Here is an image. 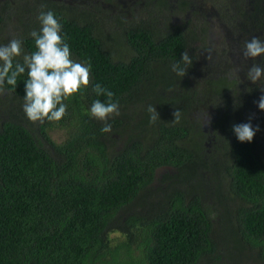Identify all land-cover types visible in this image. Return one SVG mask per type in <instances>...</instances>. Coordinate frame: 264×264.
Returning <instances> with one entry per match:
<instances>
[{"label":"trees","instance_id":"obj_1","mask_svg":"<svg viewBox=\"0 0 264 264\" xmlns=\"http://www.w3.org/2000/svg\"><path fill=\"white\" fill-rule=\"evenodd\" d=\"M237 1L255 9L247 29L264 32V0ZM150 3L160 14L172 7L169 0ZM190 5L180 1L173 17L187 13ZM48 10L62 24L72 59L91 61L90 84L63 101L67 112L60 121L41 123L31 122L23 111L27 71L14 88L5 82L0 94V264H264V110L255 107L250 87L239 94L230 77L195 72L207 27L189 20L160 30L122 14L115 18L117 31L108 34L100 7L80 11L53 3L44 7ZM236 11L241 18L246 15ZM221 18L225 23L227 17ZM39 28V23L28 25L20 36L24 53L36 50L29 34ZM186 50L192 65L181 61ZM17 61L22 63V56ZM175 63L187 68L184 77L172 71ZM97 83L114 93L119 111L134 107L140 112L122 151L113 150L110 139L130 129L126 115L110 116L112 131L102 133L105 122L89 114L94 100H107L93 92ZM199 91L198 102L216 103L217 126L232 137L224 142L227 153L212 167L184 123ZM242 94L246 99L239 103ZM148 105L159 113L155 124ZM176 109L181 120L173 124ZM242 123L259 128L251 142H240L233 131ZM54 129H69L63 144L51 139ZM197 160L207 175L199 172ZM165 165L178 172L166 191L152 186L157 169ZM208 175L215 181L210 191ZM156 191L165 196L146 204ZM206 200L225 213L221 221L211 217ZM115 223H121L126 238L118 245L110 239Z\"/></svg>","mask_w":264,"mask_h":264},{"label":"rangeland","instance_id":"obj_2","mask_svg":"<svg viewBox=\"0 0 264 264\" xmlns=\"http://www.w3.org/2000/svg\"><path fill=\"white\" fill-rule=\"evenodd\" d=\"M150 1L151 0H115L109 4L103 0H0V17L3 19L0 26V46L6 45L12 39H21L20 36L26 31L28 25L33 27L34 25L38 26L39 22L37 20V16L39 12L44 10V7L48 4L53 3L80 11H94L96 8L100 7V11L98 13H101L100 20H102V29L108 34L117 31L118 28L115 25V18L121 16L122 14L125 15L128 20H145L160 30H164L168 23L172 26L181 27L187 21L193 20V22L198 23V27L199 22H202L200 24L207 27L208 34L203 41V44L200 43L198 46L197 57L199 58L198 61L200 64L198 66L197 61H195L196 65L199 69H201L209 67L206 64L207 62L211 64V68L215 67L217 63L221 64V66L229 64L233 67V69L227 71L230 75L236 68H239L240 72L243 73L242 66L246 65L250 60V58H244L243 52H241V54L239 52V55L237 53V49L243 51L244 42L253 37H258L261 40H264L263 31L246 29V35H244L242 30L240 31V26L243 25L235 22L237 16L242 14L237 13V9L245 13L247 15H245V17L247 18L248 15L250 16L255 13L253 5H250L249 3L243 4L237 0H188L191 2L189 11L183 15L179 14L178 17H173V13L176 11L178 3L182 0H169L172 7L168 9L167 12L161 14L155 6L150 3ZM221 16L227 17L225 23L223 22ZM153 17L157 18L156 23L151 21ZM249 32L257 33H252L250 35ZM197 45L198 44H196V46ZM202 45H204L203 48L206 50L202 48ZM230 53H233V56H229ZM223 54H226L227 56ZM208 57H210V59H208ZM236 60L239 61L240 64H238ZM257 61L258 58L251 59L250 63L253 64ZM234 62H236V64ZM195 72L197 71L195 70ZM195 72L194 76L196 77L198 75L195 74ZM240 72H238V78L239 76L244 78L243 83L245 84L248 82L247 78L246 76L239 74ZM203 73L205 74V72ZM202 76L204 75H201L198 79L200 80ZM120 112L121 114L126 115V117L124 116V121L128 124L130 129H127V131L122 135L116 133L111 134L110 142L113 146V150L116 151L123 150L129 135L133 134L134 125L136 124L135 120L139 119L138 116L140 113L138 108L134 107H129ZM135 114V118H132ZM68 130L69 129H54L50 131L49 134L53 142L57 145H61L67 139ZM166 190H168L167 187L165 188V191ZM156 193L158 192L156 191ZM163 195L165 196V194L161 192L156 194V197L155 195L149 196L146 204L151 205L154 201H161ZM211 202L212 201L210 200L205 201L206 207L209 212H211V217L213 219L219 218L221 221L225 213H223V211L220 210L214 202ZM137 211L138 213L144 212L141 208H137ZM120 226L121 223H115L110 230V239L114 245H118L119 243H122L123 240H126L125 236L119 231ZM134 251V255L139 257L141 251L136 247H134ZM222 264L224 263L222 262ZM245 264L257 263L246 261Z\"/></svg>","mask_w":264,"mask_h":264},{"label":"clouds","instance_id":"obj_3","mask_svg":"<svg viewBox=\"0 0 264 264\" xmlns=\"http://www.w3.org/2000/svg\"><path fill=\"white\" fill-rule=\"evenodd\" d=\"M40 24L39 30L30 32L36 50L24 53L22 42L12 39L6 45L0 46V94L5 92V82L13 88L17 85L18 77L27 71L23 111L31 122L60 121L67 112V105L63 102L74 94L80 93L90 84L91 61L77 62L72 59L69 44L61 35L62 24L51 10H41L37 16ZM264 55V40L253 37L244 42L243 56L245 59H255ZM22 56V63L14 59ZM210 59V57H208ZM181 61L184 65H192V58L188 51L182 53ZM172 71L184 77L187 68L180 63L172 65ZM239 70H234L231 75L238 77ZM246 77L253 83L264 77V67L253 63L247 70ZM93 92L97 96H106L102 102L96 99L92 102L89 114L97 120L104 121L102 133H110L112 126L109 124L110 116L120 114L119 101H114V93L100 84H95ZM264 91V89H261ZM258 107L264 110V95L259 99ZM150 123L155 124L160 119L157 109L148 105ZM173 124L180 123L181 112L176 109L173 113ZM210 123L209 115L206 122ZM259 130L254 129L251 123H242L233 126V131L240 142H251Z\"/></svg>","mask_w":264,"mask_h":264},{"label":"flooded vegetation","instance_id":"obj_4","mask_svg":"<svg viewBox=\"0 0 264 264\" xmlns=\"http://www.w3.org/2000/svg\"><path fill=\"white\" fill-rule=\"evenodd\" d=\"M240 16L241 15L237 16L235 22L243 25V26H240V31L242 30V33H244V35H246V29L248 28L246 25H247V22L249 20L245 16L243 18H241ZM252 33L255 34L256 32H249L250 35ZM239 52L241 54V52H243V51L240 49H237L238 54H239ZM223 55H226V54H223ZM229 56H233V53H230ZM257 58H258V61L256 62V64H259L260 66L264 67V55H261L260 57H257ZM257 58H255V59H257ZM198 59L199 58L197 57V59H195V61H197V64L199 66L200 62L198 61ZM250 60H251V58H250ZM250 60L248 61V63L246 65L242 66L243 67V73L240 72L239 68L238 69L236 68L235 70H239V72H240L239 74H241L242 76H246L248 68L252 65V63H250ZM236 62L238 64H240L239 61L236 60ZM236 62H234V63L236 64ZM231 69H233V67L231 65L224 64L222 66H217L215 69L211 68L210 71L208 68L199 69L197 67L196 71H197V74H202L203 72H205V73H209L211 75H216L215 77H217L219 75H224V76L230 77V80L232 81V83H233V81H236L234 83L235 84L234 87L237 89V92H239V94L240 93L244 94L245 92H247L246 89H248V87H250L252 96L254 97V100L256 102L255 107L257 109H259L257 102L259 101L260 97L262 95H264V91L261 90V89H264V77H262L261 80L257 81L256 83H252L250 80L247 79L248 82H246L244 84L243 83L244 78H242L240 76L238 78L237 76L230 75L227 72ZM243 94L240 95L241 98L239 100V103H243V100H244L243 98L246 99V97L244 96L245 94L244 95ZM202 95H203L202 91H199L197 94V98H196L197 102L195 101L196 105H194L192 107H188L189 111L186 114L184 123L186 122L189 124L190 130L192 131V134L194 135V137L192 139L194 141H196L195 146L201 150V153L202 152L206 153L205 158L210 162L209 163L210 167H212V165H214V162H213L214 159L219 160V158L224 157L225 153H227L225 150H223V147L225 144L224 142H230L229 139L231 137V134L227 133V131H222L218 128L219 125L217 126V123H218V117L219 116H218V113L216 111V103L215 102H212V103L210 102L207 105H201L198 102V97L199 96L202 97ZM184 107L186 108V104L184 105ZM249 113H250V110L244 111L243 115L241 116L242 120L248 118ZM208 115H209L210 123H205L206 117ZM253 116H255V117L257 116L255 112H253ZM261 116H262V118H264V111H263ZM220 140H221V143L219 144ZM117 152H119V150ZM198 165H199V172L201 174L207 175L205 172L206 169H204V167H201L202 162L200 160H197V162L195 164V166H198ZM165 167H167V168L165 169ZM168 167H170L171 169ZM206 167H207V165H206ZM157 170H158V172L156 173V178H155L154 182L152 183V186L154 188L161 187V188H163V190H164V188L170 186L171 180L175 179L174 176L178 173L176 171V169H174V167L167 166V165L162 166V167L158 168ZM168 175H169V177H168ZM207 178H208V180H210V182H208V188H207V189H209L208 191H210L211 188H214L213 186H214L215 181H213L209 175L207 176Z\"/></svg>","mask_w":264,"mask_h":264},{"label":"water","instance_id":"obj_5","mask_svg":"<svg viewBox=\"0 0 264 264\" xmlns=\"http://www.w3.org/2000/svg\"><path fill=\"white\" fill-rule=\"evenodd\" d=\"M167 167H165V169H166ZM168 168H170V167H168ZM171 169V168H170ZM158 172V170L156 171V173Z\"/></svg>","mask_w":264,"mask_h":264}]
</instances>
